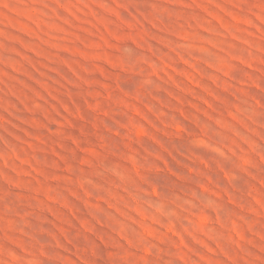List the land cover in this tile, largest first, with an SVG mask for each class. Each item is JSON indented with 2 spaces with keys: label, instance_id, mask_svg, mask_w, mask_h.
<instances>
[{
  "label": "rangeland",
  "instance_id": "obj_1",
  "mask_svg": "<svg viewBox=\"0 0 264 264\" xmlns=\"http://www.w3.org/2000/svg\"><path fill=\"white\" fill-rule=\"evenodd\" d=\"M0 264H264V0H0Z\"/></svg>",
  "mask_w": 264,
  "mask_h": 264
}]
</instances>
